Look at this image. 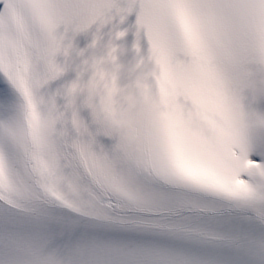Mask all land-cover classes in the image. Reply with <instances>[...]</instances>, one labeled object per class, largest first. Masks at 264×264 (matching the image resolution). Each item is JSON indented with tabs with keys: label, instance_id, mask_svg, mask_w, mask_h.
I'll use <instances>...</instances> for the list:
<instances>
[{
	"label": "snow or ice",
	"instance_id": "6c2138e0",
	"mask_svg": "<svg viewBox=\"0 0 264 264\" xmlns=\"http://www.w3.org/2000/svg\"><path fill=\"white\" fill-rule=\"evenodd\" d=\"M0 264H264V0H0Z\"/></svg>",
	"mask_w": 264,
	"mask_h": 264
}]
</instances>
